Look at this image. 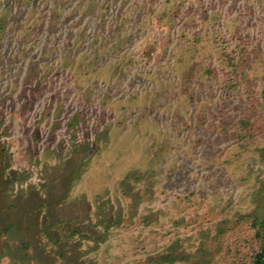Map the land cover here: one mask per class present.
I'll list each match as a JSON object with an SVG mask.
<instances>
[{
  "label": "rangeland",
  "instance_id": "1",
  "mask_svg": "<svg viewBox=\"0 0 264 264\" xmlns=\"http://www.w3.org/2000/svg\"><path fill=\"white\" fill-rule=\"evenodd\" d=\"M264 0H0V264H254Z\"/></svg>",
  "mask_w": 264,
  "mask_h": 264
},
{
  "label": "trees",
  "instance_id": "2",
  "mask_svg": "<svg viewBox=\"0 0 264 264\" xmlns=\"http://www.w3.org/2000/svg\"><path fill=\"white\" fill-rule=\"evenodd\" d=\"M254 264H264V251L259 254Z\"/></svg>",
  "mask_w": 264,
  "mask_h": 264
}]
</instances>
